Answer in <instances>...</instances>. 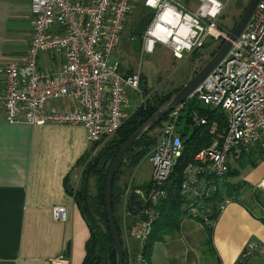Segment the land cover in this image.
<instances>
[{
  "label": "built area",
  "instance_id": "obj_1",
  "mask_svg": "<svg viewBox=\"0 0 264 264\" xmlns=\"http://www.w3.org/2000/svg\"><path fill=\"white\" fill-rule=\"evenodd\" d=\"M140 2L154 13L141 36V55L153 53L160 43L182 58L208 40L229 38V32L218 23L224 7L221 0H198L195 10L178 0H31L32 36L25 57L0 65L4 84L0 100L6 119L35 125L79 124L86 128L90 143L112 137L124 122L129 91L142 93L141 71L123 74L118 62L110 63ZM54 26L60 30L53 31ZM41 53L63 54L60 70L42 69L38 62ZM192 97L220 108L226 118L225 128L212 144L195 153L180 184L185 216L207 223L214 208L210 198L217 191L215 178L229 172L231 159H240L256 146L264 150V0H259L245 29ZM66 98L76 105L64 109L46 106L49 100ZM185 102L168 114L148 155L152 164L148 190L136 188L137 198L124 209V217L130 220L128 235L139 241L137 264H147L145 243L159 217L157 208L168 196L173 167L183 153L178 119ZM200 122L206 123V119L202 117ZM259 186L264 188V181ZM229 201L219 205L220 213ZM261 209L264 216V206ZM53 217L65 221L67 208L55 205ZM260 249L249 242L238 264H245ZM51 264H70V260L63 253Z\"/></svg>",
  "mask_w": 264,
  "mask_h": 264
},
{
  "label": "crops",
  "instance_id": "obj_2",
  "mask_svg": "<svg viewBox=\"0 0 264 264\" xmlns=\"http://www.w3.org/2000/svg\"><path fill=\"white\" fill-rule=\"evenodd\" d=\"M190 1L196 0L181 3L190 9L195 5ZM196 3L198 6V0ZM146 12L140 2L126 27H130L127 39L130 48H133L135 39L133 28ZM31 20V0H0V65L25 57L32 36ZM59 30V26L53 27V31ZM140 50L139 46L135 51ZM64 61L63 54L41 53L38 58L39 66L49 72L59 71ZM118 63L121 73L136 72ZM3 90L0 78V94ZM75 105L73 99L66 98L49 100L46 106L48 109H64ZM129 108L131 110L130 93L125 113H129ZM91 144L86 128L79 124L11 123L6 119L0 100V264H51L53 258L63 253L68 256L70 264L83 263L90 231L74 195L67 188H80L83 169L78 162ZM245 163L242 157L231 159L230 167L238 172L226 181L243 183L240 197L248 198L254 191L262 200L264 188L259 185L264 181V152L256 165ZM151 174L152 164L148 182L144 184L150 182ZM128 179L134 185H144L134 174ZM228 198L230 201L214 222L212 234L207 224L184 216L176 230L154 243L151 264H238L249 242H255L261 251L249 257L245 264H264L262 209H250L244 198ZM55 205L67 208L65 221L54 219ZM125 206L126 201L123 215ZM128 241V248L132 251L136 240L129 238ZM135 255L136 252L132 254L134 259L130 264H137Z\"/></svg>",
  "mask_w": 264,
  "mask_h": 264
},
{
  "label": "trees",
  "instance_id": "obj_3",
  "mask_svg": "<svg viewBox=\"0 0 264 264\" xmlns=\"http://www.w3.org/2000/svg\"><path fill=\"white\" fill-rule=\"evenodd\" d=\"M220 28L224 29V26L221 24ZM216 42L217 46L211 53V56H213L220 49L224 40L212 39L206 42L202 48L193 51V59H201L203 57L201 51ZM201 68L199 67L195 74ZM141 80L143 94L145 93L144 96H149L148 99L142 101L131 115L124 119L123 124L112 137L91 144L90 149L78 162V165L83 168L80 188L77 190L67 188L68 192L74 195L76 203L90 231L89 239L86 242V255L82 264H117V252L108 221L105 200L106 179L110 165L125 142L184 85L167 93H155L152 95L148 94L149 92L146 90L144 75H141ZM202 117L206 119V123L200 122ZM167 118L168 115L157 125L146 131L135 142L124 157L114 178L113 210L125 250L124 264H130V261L133 259H131L132 253L124 237V229L127 231L130 220L124 217L122 209L125 201L128 206L130 200L137 198L134 193L136 188L148 190L150 186V182L140 186L134 185L129 182L126 174L129 170L135 168L144 158L148 157L158 142L161 129ZM225 125L226 118L220 108L204 105L197 97L186 100L178 119V130L181 134L184 149L182 155L177 158L168 179V196L161 201L157 208L159 217L154 221L150 237L145 243L144 256L146 257L147 264H151L154 243L164 240L168 232L176 230L182 217L185 216L186 211L184 212L182 209L184 197L180 193V184L187 165L193 162L194 155L197 151L212 144L217 134L225 128ZM263 152L264 150L258 146V148L252 149L249 153H245L241 157L242 160L245 159L246 163L256 165V161L259 156L262 157ZM237 172V169L230 167L226 175L215 178L217 191L210 198L211 202H214L213 211L209 216L210 220L215 222L218 219L220 215L219 205L229 196L235 200L244 198L248 202L245 203L252 210H255V208L261 209V206H264V199L260 200V197L254 191L252 195L249 193L248 198L244 196L240 197L239 192L241 184L243 183L231 184L229 181H226L230 176L237 174ZM206 202L209 201L206 200ZM198 220L207 224L209 233L212 234L213 226L204 222L203 219Z\"/></svg>",
  "mask_w": 264,
  "mask_h": 264
},
{
  "label": "rangeland",
  "instance_id": "obj_4",
  "mask_svg": "<svg viewBox=\"0 0 264 264\" xmlns=\"http://www.w3.org/2000/svg\"><path fill=\"white\" fill-rule=\"evenodd\" d=\"M183 3H186L185 0H180ZM249 0H222L224 7L219 17L218 23L224 26V30L230 32L233 28L235 22H237L244 11ZM197 0L191 4H195L190 9L195 10L197 8ZM188 6L190 4L188 3ZM132 24V23H131ZM126 32L121 38L120 46L111 56L110 63L114 65L116 62H121L126 66V69L133 68L134 71H141V75H144V85L146 86L148 94H162L169 91H173L176 88L187 83L195 74L196 70L199 67H203L209 59L212 57L211 53L217 46V42L213 45H210L204 48L201 51L202 58L193 59L191 52L190 54L183 55L182 58H175L172 52L165 47L163 44H156L155 51L153 53H144L141 56L140 51H135L133 48H130L128 45V38L130 36V27L126 28ZM212 40V39H211ZM218 40V39H216ZM208 40L207 42H209ZM141 63V64H140ZM122 67V66H121ZM121 72V71H120ZM142 82V80H141ZM130 104L131 110L129 108V113L125 118L129 117L137 105L143 101L147 100L149 96H144L145 93L137 94L134 90H130ZM156 132V131H155ZM102 145V144H101ZM151 162L149 157L144 158L138 166L129 170L126 174L127 179L130 175L136 177L138 182L144 184L149 179ZM83 169V168H82ZM129 180V179H128ZM148 182V181H147ZM93 187V180H92ZM93 191V188H92ZM229 199V198H226ZM213 220L207 222L208 224L214 225ZM126 227V226H125ZM124 237L126 242L130 243L129 238H132L127 234V231L124 229ZM135 239V238H134ZM135 248L131 253H135L139 247V241L137 239ZM127 243V244H128ZM131 259H134L131 257Z\"/></svg>",
  "mask_w": 264,
  "mask_h": 264
},
{
  "label": "water",
  "instance_id": "obj_5",
  "mask_svg": "<svg viewBox=\"0 0 264 264\" xmlns=\"http://www.w3.org/2000/svg\"><path fill=\"white\" fill-rule=\"evenodd\" d=\"M259 0H249L239 20L229 32V38L224 41L220 49L209 59V61L187 82L185 83L160 109H158L120 148L114 157L106 179L105 200L108 214V221L111 233L115 243L117 252V264H124L125 250L122 243V238L116 222L115 213L113 210V182L118 168L120 167L124 157L135 142L149 129L157 125L164 119L176 106L184 103L193 94L198 85L203 79L215 68V66L223 59L230 50L233 41H235L241 32L245 29L250 21L253 12L256 9ZM154 13L147 11L136 23L133 28L135 36L133 48L141 45V36L151 23Z\"/></svg>",
  "mask_w": 264,
  "mask_h": 264
},
{
  "label": "bare ground",
  "instance_id": "obj_6",
  "mask_svg": "<svg viewBox=\"0 0 264 264\" xmlns=\"http://www.w3.org/2000/svg\"><path fill=\"white\" fill-rule=\"evenodd\" d=\"M158 29V28H157Z\"/></svg>",
  "mask_w": 264,
  "mask_h": 264
}]
</instances>
